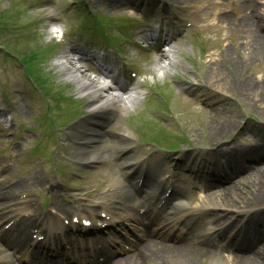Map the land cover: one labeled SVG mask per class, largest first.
<instances>
[{"label":"rangeland","instance_id":"1","mask_svg":"<svg viewBox=\"0 0 264 264\" xmlns=\"http://www.w3.org/2000/svg\"><path fill=\"white\" fill-rule=\"evenodd\" d=\"M169 1L174 5L169 6ZM3 6L8 9L6 13L2 11ZM155 7L157 8L155 9ZM256 8L264 15V0H0V11H2L0 17H3V19L0 18L2 19L0 32H3L1 35L2 44H0L2 45L0 46V109L7 107L9 111L0 117V194L9 197L8 199L3 198L0 202L9 201L1 214L6 215L9 220L37 221L41 223L40 227L46 226L48 223L54 225L59 219L58 214L51 208L55 191L60 193L59 202L71 208L72 215L76 217L75 214H84L87 213V210L84 208L74 209L72 203L64 200L62 195L78 199L81 204L87 203L88 206H95L96 203L92 202L97 201L95 196H92L89 201L86 198L83 199L77 192L83 188L84 184H87L86 189L97 186V189L104 191L110 182L109 176H112L107 174L98 180L89 174H83V177H76L77 181L74 180V183H71L69 176L82 170L76 166L75 168L71 167L70 163L74 162L70 158L72 151L65 150L62 155L56 156L55 162L50 164L51 166L47 165L38 152L24 156L26 150L28 152L33 144L34 135L19 136V139L13 140L14 124L20 121L27 122L33 117V105L26 102L30 101L28 99L32 98L33 94L30 93L31 91L29 92L25 79L26 74L24 70L22 71L21 63L19 64L9 53L21 58L20 60L26 65L25 60L31 59L32 51L34 53L45 51V54L41 53L44 56L43 59H40L34 67L35 72L41 73V78L47 79L48 83L52 84L49 87L50 89L54 88L53 91L62 92L64 97L76 95L79 100L81 94L73 84L72 78L66 72V75L59 73L61 71L58 72L57 66L54 67L55 64L60 62V56L67 47H75L80 51L90 50V47H87L88 42L91 43L89 46L101 49L112 44L111 42L102 43L99 39L93 38L95 35L94 20L86 21L84 24L83 19L90 14H95V18L109 20L112 23H121V20H125L130 26L128 34L135 38L139 30L145 29V21L140 17L144 15L150 17L153 9L154 12L162 11L167 17L163 21L157 15H154L153 18L150 17L146 29L159 21L163 23V29L167 33L180 32L183 28L187 29L189 25L193 24L195 27L190 30L189 41L180 42L176 52L178 58L185 62L187 69L183 71L180 66H176L169 70L164 83L161 72L154 70L160 55L153 53L152 50L139 55V66L142 67L143 74H145L143 78L141 77L143 86L148 87L149 90L162 91V96L165 99L170 97L173 107L170 112L164 114L165 118L168 116L171 120V123H168L169 126L159 124V129L156 128L157 123L144 126L143 131L146 134L144 137L146 140H150L153 139V135H160L159 140L162 141L163 135H169L168 140L174 135L184 136L188 145L175 141L179 145L178 149L169 154L145 146L144 153H148L147 150H150L149 153L153 160L160 162L163 169L172 174L171 167L175 163L184 164L179 160L182 155H189L187 158L191 159L195 158L198 165V160L202 162L201 168L205 171L203 174H198L196 182L190 176L191 171L197 168L193 163L188 164L185 171L180 174L179 180L186 188V195L189 196L191 195L190 191H195L192 194L189 207L203 208L204 202H219L218 199H215L220 194L219 189L208 190L207 188L216 186L211 185L212 178H217V180L224 178L225 182L222 184L228 186L232 183V186L227 189L233 188V192L236 193L235 199L232 198L230 203V208L234 210L232 211L233 215L237 212L236 209L250 211L249 216L257 212L264 214V199L257 203H251L264 198V196L250 199L254 193L253 189L256 188L252 185H255L253 181L256 180L252 172L264 170V58L248 51V46L252 47L259 34L264 38V19L258 22L260 27L256 28L252 25L254 20L252 12ZM46 9L55 13L54 20L64 32L66 43L63 48L54 42L51 43L46 34L47 26L50 23L46 19ZM130 15L133 16L132 19L128 18ZM34 22L37 26H28L29 24L32 26ZM211 24L216 27L207 28ZM81 26L87 28L88 32L77 37L74 32H78ZM110 30L113 40L121 38L117 32L112 31L111 28ZM94 39L98 41H94ZM70 40H73L74 43H71ZM186 48L190 50L189 53L184 52ZM6 50L9 53H6ZM161 64H166V61L162 60ZM216 67L220 68L218 76L220 85L215 78L205 75L206 72L210 73L212 68ZM49 69H53L55 72L54 80ZM35 81L39 88L36 78ZM171 82L174 83L173 85L177 83L178 87L183 86L180 89L186 92V97L190 100L184 99L183 94L178 95L179 90L172 94L173 88L169 85ZM163 86L165 88L159 89ZM250 86H255L254 94L249 93ZM168 88L172 90L171 93ZM173 95H178L182 99H175ZM199 96L200 98H198ZM139 104L140 101L133 111L117 120V131L123 133L133 129V122L140 127ZM58 105L62 108L65 107V103H58ZM15 106L26 107L30 110L29 115H21ZM152 106H149L148 109ZM152 109H155L156 112L165 110L158 106H153ZM142 110L140 112H144V115L148 112ZM8 113L11 114L8 116ZM148 121L152 120L147 119L146 122ZM46 122L53 130L59 127L52 108H45L44 115L32 122V125L40 127L39 132L47 137L49 131ZM258 130H262L263 133L260 134ZM137 131L139 132L140 129ZM62 137L63 133H60L59 140ZM218 138L220 140H216ZM45 146L47 149L50 148V151L53 149L51 141H45L40 143L39 150ZM230 146H234L236 150L243 147L244 156L250 154L253 161H234L235 152L230 153L227 149ZM42 155L49 157L46 153H42ZM171 155L173 161L172 164H168L166 158ZM211 161H216V163ZM84 170H93V167ZM36 171L40 172V180L42 175L46 177L41 186H39L40 180L39 183H34L36 181L30 174V172L35 173ZM61 177L64 179V183L75 185L78 189L74 192L69 191L58 182V178ZM186 179L194 184L193 189L192 185L185 183ZM22 186L24 188L21 189ZM238 187H244V190L240 191ZM222 196L223 194H220V197ZM46 197L49 198V202L45 208H41L40 205L47 202ZM28 201L32 202L30 209L24 205ZM220 212V209H213L209 212L202 223L203 227L196 224L192 229H188L190 236L201 235L205 223H211L214 219L209 216L218 215ZM69 218L70 216H61L59 223L69 222ZM231 220L227 219V222ZM236 230L237 228L231 226L227 231H232V235H234ZM71 231V228L67 230V232ZM221 240L223 237H220ZM225 242L227 241L225 240ZM212 257V254L197 256L195 264H212ZM238 259L231 264H237Z\"/></svg>","mask_w":264,"mask_h":264},{"label":"bare ground","instance_id":"2","mask_svg":"<svg viewBox=\"0 0 264 264\" xmlns=\"http://www.w3.org/2000/svg\"><path fill=\"white\" fill-rule=\"evenodd\" d=\"M52 12L48 11L46 14L47 19H51ZM264 18V16L261 13L256 12L255 15H253V22L252 25L256 28L258 27V20ZM248 51H250L253 55H257L264 58V38L262 35H258L255 39L254 44L252 47L248 46ZM165 60H168V66H172V64H175L176 61L171 56H165ZM81 60L74 61L72 58H70L68 55H65L64 58H62V61L57 64L58 68H62V70L66 71L68 76L72 78V81L74 82V85L76 86L77 90L82 93V96L87 98L89 107H91V111L93 112L92 118H96L95 114L98 112L99 116H104L107 114H118L119 116H122L123 114H126L129 110L135 107V101H133L135 98L131 97H120L117 93V90L119 89L117 86H112L104 82H100L94 78H91L87 74V70H81V66H78V64H81ZM154 69H164V67L160 66V64H157ZM212 72L208 73L206 72V77L215 78L217 80L218 84L220 85V79L218 80V76L220 74V68H212ZM215 82V84H217ZM249 93H255L256 89L255 86H250ZM255 96V95H254ZM136 100V99H135ZM25 111V110H24ZM230 122V121H229ZM220 126V125H219ZM211 127V126H210ZM212 129V128H211ZM215 129V128H214ZM85 132L88 133L87 136L84 137H77L76 139L79 143L76 146V152L78 154V157L80 158H87V162L90 163V161H94L93 159H88L93 157L95 152H99L102 149L101 148H113L119 147L121 149H115L118 151V153H129L133 150V143L132 140L128 137H122L120 139H117L116 142H107L103 141L100 142V144H96V142H89L90 138H97L98 136L101 137V134H96V131L92 129L91 127L85 128ZM213 130V129H212ZM214 131V130H213ZM220 131V127H219ZM99 132V131H98ZM130 136V134H129ZM106 137V136H104ZM88 139V141H86ZM101 139V138H100ZM102 140V139H101ZM220 140V138L216 139ZM86 141V142H85ZM85 143V144H84ZM80 144L82 146H80ZM86 145H92L99 146L94 152L93 151H81V149ZM184 158V156L182 157ZM216 163V161H214ZM154 165H156L154 163ZM252 174L255 176L256 180L253 181L254 184L253 187H256L253 189L254 193L250 196V199H256L258 197L264 196V170H260L257 172H252ZM31 175L34 177V183H39L40 180V174L36 171L35 173L31 172ZM42 181V177L40 182ZM242 184V183H240ZM30 185V184H29ZM224 186L221 187V185H218V188L222 190ZM226 187V186H225ZM24 188V186L21 187V189ZM229 188V187H228ZM238 189L244 190V187H238ZM223 196L220 197V195L215 198L218 199V201H214L209 203V205L218 207L221 209L227 208V210L230 212L233 210V208H230V203L232 202V198L235 199L236 193L233 192V188L224 190L222 192ZM5 196V199L8 198L7 195L2 194ZM239 197V196H238ZM230 198V199H229ZM264 198H261L256 201H252L251 203H257ZM1 201V197H0ZM8 203V201H5ZM208 204V203H207ZM0 213L4 210V204H0ZM56 208H60L58 205L55 204ZM191 214H185L180 215L179 217H176L171 222L166 223L164 225L165 228L171 229L176 224H181V222L185 219H188V217ZM259 213H254L250 218H248L247 223H243V226H251L252 222H256L254 224H261V222H264V215L262 217L258 216ZM130 216V215H129ZM4 219V215L0 216V220ZM125 219V217H124ZM129 218H126V220ZM134 219V218H133ZM143 221L144 217L138 218ZM136 223V231L141 224L134 219L133 220ZM34 221H27L26 224L19 223L20 227L23 228L20 230L17 235L12 236V239L14 240H20L21 234H29L31 229L34 228L35 224ZM108 221L103 220L102 224H107ZM151 222L156 224L157 228L160 226L163 222L161 221V218L153 219ZM97 223V221H95ZM115 223V221L113 222ZM234 223V221L232 222ZM19 224H13L14 229H19ZM243 227V228H244ZM155 230V236L149 237L150 235H147V238H143V244L141 247H137V253L133 254L131 257L127 259L119 260V264H195L197 256L205 255V252H202L200 250H197L193 246H190L189 243L183 242V239L180 237H177L172 244L169 242L162 241V239L165 238L166 233L164 234L163 230ZM245 231L244 229H242ZM243 241H245L246 250H250L251 247H248V243L251 244V239L243 238ZM13 243H16V241H12ZM243 244V243H241ZM260 252L259 255L253 254L251 256L245 255L240 263L238 264H264V244L262 248L258 251ZM213 261V259H212ZM216 261V260H214ZM222 262V261H221ZM98 263V262H97ZM222 264V263H220Z\"/></svg>","mask_w":264,"mask_h":264}]
</instances>
